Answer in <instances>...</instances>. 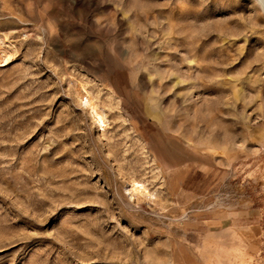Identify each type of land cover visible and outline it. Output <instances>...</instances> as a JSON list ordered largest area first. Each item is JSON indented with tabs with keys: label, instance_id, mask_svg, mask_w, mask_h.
<instances>
[{
	"label": "rangeland",
	"instance_id": "1",
	"mask_svg": "<svg viewBox=\"0 0 264 264\" xmlns=\"http://www.w3.org/2000/svg\"><path fill=\"white\" fill-rule=\"evenodd\" d=\"M0 45V264H264L255 0H0Z\"/></svg>",
	"mask_w": 264,
	"mask_h": 264
},
{
	"label": "bare ground",
	"instance_id": "2",
	"mask_svg": "<svg viewBox=\"0 0 264 264\" xmlns=\"http://www.w3.org/2000/svg\"><path fill=\"white\" fill-rule=\"evenodd\" d=\"M255 1L258 3V5L261 7L262 11L264 12V0H255ZM0 53H1V51H0ZM3 53H1V54H3ZM91 98H92V96H91ZM91 98L89 97V99H91ZM92 101L91 100L87 101L88 108H90L89 111H91V112H89V114L91 113L90 115H92V119L94 118L96 120L100 129H104V127H105L104 113L102 110L99 109L100 107L98 108V105H96V103H94V100H92ZM136 186H138V184L134 185V183H132V187L134 189H136L135 188Z\"/></svg>",
	"mask_w": 264,
	"mask_h": 264
},
{
	"label": "crops",
	"instance_id": "3",
	"mask_svg": "<svg viewBox=\"0 0 264 264\" xmlns=\"http://www.w3.org/2000/svg\"><path fill=\"white\" fill-rule=\"evenodd\" d=\"M187 176H189V172L186 173L185 177L183 178L182 182L187 179Z\"/></svg>",
	"mask_w": 264,
	"mask_h": 264
}]
</instances>
